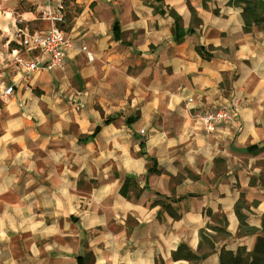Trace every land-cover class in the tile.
I'll return each instance as SVG.
<instances>
[{"label": "crops", "instance_id": "crops-1", "mask_svg": "<svg viewBox=\"0 0 264 264\" xmlns=\"http://www.w3.org/2000/svg\"><path fill=\"white\" fill-rule=\"evenodd\" d=\"M57 1L65 67L26 75L9 68L17 29L49 25L31 0H0V264L250 251L264 235V24L245 31L228 0ZM224 104L234 121L211 134L190 115ZM127 177L137 198L119 192ZM181 244L200 258H172Z\"/></svg>", "mask_w": 264, "mask_h": 264}, {"label": "built area", "instance_id": "built-area-1", "mask_svg": "<svg viewBox=\"0 0 264 264\" xmlns=\"http://www.w3.org/2000/svg\"><path fill=\"white\" fill-rule=\"evenodd\" d=\"M30 4L39 11V18L48 23L45 30L30 31L26 27L17 29V49L11 56L9 68L15 73L21 72L26 75L40 73L41 71L62 70L65 67V51L70 45V38L60 26L63 23L62 4L57 0H31ZM88 60L92 59L91 52L81 47ZM30 53L32 57H29ZM13 85L6 86L3 93H12ZM190 104L191 111L193 98L185 99ZM229 104L214 106L204 110H193L190 115L200 122L204 133L211 134L222 122L234 121L232 109ZM232 108V109H231Z\"/></svg>", "mask_w": 264, "mask_h": 264}, {"label": "trees", "instance_id": "trees-1", "mask_svg": "<svg viewBox=\"0 0 264 264\" xmlns=\"http://www.w3.org/2000/svg\"><path fill=\"white\" fill-rule=\"evenodd\" d=\"M241 2L242 6V16H243V29L249 31L252 26L258 25L259 23L264 24V0H228V4H236ZM29 10L34 9L33 6L29 3ZM64 16V15H63ZM64 19V17H63ZM176 20V18H175ZM112 31L114 37L118 36L117 32V23L112 25ZM183 31L180 27L174 25V38L179 39L182 37ZM15 43L13 41L9 42V46H13ZM199 51V48H197ZM113 118V117H109ZM85 138V137H84ZM81 138V139H84ZM151 166L148 168V171H154ZM141 189L137 183V180L132 177H127L124 179L122 185L119 188V192L125 198L130 199L131 197L137 198ZM160 204L161 206L167 205L165 203V198L158 197L149 202L150 206ZM178 217L177 214L173 215ZM240 224L242 221L240 219ZM264 227V225H263ZM172 258H185L190 260H198L200 257L191 252L184 245H179L174 252H172ZM218 264H264V235H259L253 248L250 251H246L244 248H238L235 252L221 250L219 254V263Z\"/></svg>", "mask_w": 264, "mask_h": 264}, {"label": "rangeland", "instance_id": "rangeland-1", "mask_svg": "<svg viewBox=\"0 0 264 264\" xmlns=\"http://www.w3.org/2000/svg\"><path fill=\"white\" fill-rule=\"evenodd\" d=\"M27 6H29V4L27 3ZM33 10V9H32ZM40 22L41 21H39V20H35V23H34V25L33 26H35V27H39V25H40ZM61 27L63 26V24H61L60 25ZM18 37H16V39H17ZM16 44H17V42H15ZM18 45V44H17ZM0 68L2 69L3 68V65H0Z\"/></svg>", "mask_w": 264, "mask_h": 264}]
</instances>
